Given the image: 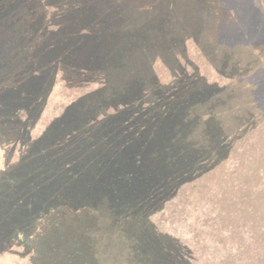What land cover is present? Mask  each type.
<instances>
[{"label": "trees", "instance_id": "obj_1", "mask_svg": "<svg viewBox=\"0 0 264 264\" xmlns=\"http://www.w3.org/2000/svg\"><path fill=\"white\" fill-rule=\"evenodd\" d=\"M256 128L264 0H0V254L264 264Z\"/></svg>", "mask_w": 264, "mask_h": 264}, {"label": "rangeland", "instance_id": "obj_2", "mask_svg": "<svg viewBox=\"0 0 264 264\" xmlns=\"http://www.w3.org/2000/svg\"><path fill=\"white\" fill-rule=\"evenodd\" d=\"M252 55H254V54H252ZM47 101L49 102L48 98H47ZM47 101H46V104H48ZM43 108H45L44 109L45 113H47V112H49L50 106H48L49 109L47 107H45V106ZM37 128H38V125H36L33 128V130H36ZM255 130H256L255 134L251 133L254 136H252V135H246L245 136L247 138H250L251 140H252V137L254 139L250 142V146H248L247 151L238 150V153H240V154L242 153L243 155L241 154V157L238 156L237 159H241V163L245 165V170H246L247 173L252 172V171H250V169H251L250 166L251 165L249 164V162L251 160L255 161L256 165L252 166L254 168L253 173L258 176V180L260 181V187H264V131L262 133V137H263V139H262L260 137V132H259L258 128H256ZM256 142H258L257 143V147H254L252 144H255ZM245 144H247L246 140H245ZM3 148L6 151L10 147H1L0 146V155H4V154H2L3 153V151H2ZM21 148H23V147L20 144H13V150L11 148V152H12L11 159L10 160H5V159L2 160L0 158V167L4 169V168L7 167V164L16 162L18 160V158H17L18 152L21 151ZM236 155L237 154L235 152L234 153V159L236 158ZM257 157L259 158L258 161H256ZM234 168H230V165L226 166V168L224 169L225 174L231 172V176H234V174H233ZM235 169H237V168H235ZM238 169H239V166H238ZM13 251L15 252V256H13L11 253H1L0 254V264H20L17 261H16L17 262L16 263L14 258H18L17 256H19V255L21 256L24 253L27 255V252L25 251V248L21 247V246H14L13 250H11V252H13ZM46 251H48V250L45 249L44 252H46ZM18 260L20 262V259H18ZM29 261H30L29 255H27L26 259L23 262V264H30Z\"/></svg>", "mask_w": 264, "mask_h": 264}]
</instances>
